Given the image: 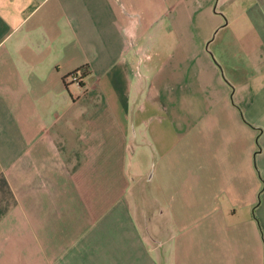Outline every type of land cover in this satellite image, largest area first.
Returning a JSON list of instances; mask_svg holds the SVG:
<instances>
[{
	"label": "crops",
	"instance_id": "0c3cea01",
	"mask_svg": "<svg viewBox=\"0 0 264 264\" xmlns=\"http://www.w3.org/2000/svg\"><path fill=\"white\" fill-rule=\"evenodd\" d=\"M216 3L0 0V264H264V0Z\"/></svg>",
	"mask_w": 264,
	"mask_h": 264
},
{
	"label": "rangeland",
	"instance_id": "374dc122",
	"mask_svg": "<svg viewBox=\"0 0 264 264\" xmlns=\"http://www.w3.org/2000/svg\"><path fill=\"white\" fill-rule=\"evenodd\" d=\"M204 3H205L204 5L206 7H209L210 6V8H209V11H210L209 14H211V15H217L215 11H217V12H220L221 11V9H220L221 7L219 6V4L216 3V0H204ZM203 14H205V13H203ZM222 14H224V13L222 12ZM192 30L196 33V30H195L194 26H192ZM208 31H210V30H208ZM215 35H216V33H215V30H214V31L211 32V36H209V38H207V40L205 39L204 46L206 48H209V45H208L209 39L214 38ZM173 36H175V33H173V32H171L169 34H166V42L169 41V43H166L167 45H165V47L160 48L161 51L163 52V55H165L166 53H170L171 52V47H172L171 46V43L174 42V40L172 38ZM205 36H206V34L197 32L196 33V38H195L196 40H195V42L196 43H202L204 41V38H206ZM155 37H157V40L160 42V38H159L160 35L157 36L156 32H155ZM155 37H154V43H155ZM181 37L184 38V35H182ZM187 38L188 37L185 35L184 41L188 42L189 44H192V42H194L193 39H187ZM156 44H160V43L157 42ZM154 50H156V49H153V51ZM189 52H190V50H189ZM191 52L193 53V51H191ZM197 53H196V55H197ZM154 58H155V60H157L158 56L156 55V56H154ZM197 59H198V57H197ZM164 96H165V98H164L165 104L170 105V107H173V105H175L177 107V109L179 110L178 113L176 112L177 114H179V113H185L181 109V106H179V104L177 103V101L176 102L173 101V99H174L173 98L174 97L173 89L168 90L167 93L166 92L165 93L163 92L162 97H164ZM149 108L152 110L150 114L159 113L161 115H165V116L168 115V116L175 117V114L173 113V111L171 112V114H167V113L163 112L161 109L157 108L156 105H155V102H154V104H151V102H149ZM183 109H185V108H183ZM179 116H180V118H184L185 117L184 114L183 115L182 114H179L178 117ZM149 120H152V118L149 119ZM167 120L168 119L165 118V121H167ZM135 147H137V152L140 150V148L142 149V147L139 146V145H137ZM143 147L145 149V152H149V150L147 148V144H146V146L144 145ZM141 156L142 157H141L140 161L142 163L143 169H147L149 167V165L151 164V162H152L153 155L152 154L149 155V154H146V153H142Z\"/></svg>",
	"mask_w": 264,
	"mask_h": 264
},
{
	"label": "built area",
	"instance_id": "2783aa9c",
	"mask_svg": "<svg viewBox=\"0 0 264 264\" xmlns=\"http://www.w3.org/2000/svg\"><path fill=\"white\" fill-rule=\"evenodd\" d=\"M72 78L74 80H80V79H82L79 72H76V73L72 74Z\"/></svg>",
	"mask_w": 264,
	"mask_h": 264
},
{
	"label": "trees",
	"instance_id": "16d2710c",
	"mask_svg": "<svg viewBox=\"0 0 264 264\" xmlns=\"http://www.w3.org/2000/svg\"><path fill=\"white\" fill-rule=\"evenodd\" d=\"M82 70V69H81ZM80 69L76 70L75 72H73L72 74L76 73V72H79L80 75H81V78L83 77L84 75V71H81Z\"/></svg>",
	"mask_w": 264,
	"mask_h": 264
}]
</instances>
